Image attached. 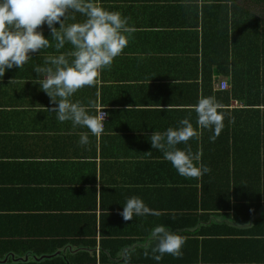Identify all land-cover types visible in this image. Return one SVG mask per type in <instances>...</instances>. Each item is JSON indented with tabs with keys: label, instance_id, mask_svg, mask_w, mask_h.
<instances>
[{
	"label": "crops",
	"instance_id": "0c3cea01",
	"mask_svg": "<svg viewBox=\"0 0 264 264\" xmlns=\"http://www.w3.org/2000/svg\"><path fill=\"white\" fill-rule=\"evenodd\" d=\"M99 3L135 29L111 69L72 97L84 105L92 100L106 113L100 136L60 122L50 97L33 83L43 79L34 68L47 66V56L72 50L66 43L57 52L46 24L39 30L51 46L0 77V264H88L87 256L95 264H123L117 253L133 246L130 264H264V209L252 222L226 220L215 209L222 200L208 196L204 203L200 178L179 175L150 143L154 131L190 118L200 138L188 144L200 152L202 129L192 105L202 96V50L212 46L213 10L206 9L204 21L202 0ZM84 19L70 12L65 23ZM226 109L239 108L230 102ZM82 132L86 145L79 142ZM131 196L161 214L124 221L119 213ZM158 225L186 238L182 258L165 254L156 261L150 247L144 255Z\"/></svg>",
	"mask_w": 264,
	"mask_h": 264
},
{
	"label": "clouds",
	"instance_id": "9594fccd",
	"mask_svg": "<svg viewBox=\"0 0 264 264\" xmlns=\"http://www.w3.org/2000/svg\"><path fill=\"white\" fill-rule=\"evenodd\" d=\"M70 12L79 13L85 19L66 24ZM71 19L75 20V16ZM45 24L56 42L57 52L66 43L72 45V50L47 56L44 61L47 66L34 68L38 76L43 74V79L33 83L39 84L50 97L55 105L50 112L56 113L60 122L71 121L74 128H86L98 137L104 131L106 114L94 101L89 100L84 105L79 100L74 102L72 97L82 88L94 86L104 69H111L115 58L128 46L135 29L129 26L127 17L119 11L106 10L99 0H0V77L7 69L22 68L31 59L32 53L51 46L49 39L39 30ZM56 24L59 28L55 27ZM222 109L223 106L213 96H201L192 105L197 114L198 128L213 130L212 142L224 127ZM92 110L96 114H92ZM233 122L234 118L230 120V123ZM193 138L198 140L200 132L190 118H184L179 121V127H169L164 132L154 131L150 143L153 149L163 153L164 159L179 175L199 179L211 169L201 163L202 154L199 151L193 153L188 144ZM79 142L81 145L89 143L87 132L80 133ZM180 144L186 147L181 149L178 147ZM146 154L151 155V152ZM119 214L124 221H129L134 216H158L161 213L150 209L140 197L131 196ZM185 242L184 236L158 225L152 229L148 244L144 245V255H149L147 249L150 247L152 258L156 261H160L165 254L180 259ZM133 250L134 246L125 247L117 253V258H122L123 264H130Z\"/></svg>",
	"mask_w": 264,
	"mask_h": 264
},
{
	"label": "trees",
	"instance_id": "16d2710c",
	"mask_svg": "<svg viewBox=\"0 0 264 264\" xmlns=\"http://www.w3.org/2000/svg\"><path fill=\"white\" fill-rule=\"evenodd\" d=\"M202 1L204 21L206 9L213 10L214 31L212 46L202 50L200 89L223 106L225 119L215 142L213 130L202 129L201 163L211 171L200 178V199L222 200L215 207L222 217L244 224L264 209V0ZM217 75L227 77L226 91L215 87L222 82L213 85ZM230 102L239 109L227 110Z\"/></svg>",
	"mask_w": 264,
	"mask_h": 264
},
{
	"label": "built area",
	"instance_id": "2783aa9c",
	"mask_svg": "<svg viewBox=\"0 0 264 264\" xmlns=\"http://www.w3.org/2000/svg\"><path fill=\"white\" fill-rule=\"evenodd\" d=\"M216 89L220 90V91H226L228 89L227 84L225 82L220 83L218 86H215ZM234 105L236 106L237 103H234ZM104 112V111H103ZM105 113V112H104ZM106 114V113H105ZM106 118V115H105Z\"/></svg>",
	"mask_w": 264,
	"mask_h": 264
}]
</instances>
